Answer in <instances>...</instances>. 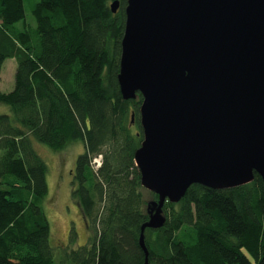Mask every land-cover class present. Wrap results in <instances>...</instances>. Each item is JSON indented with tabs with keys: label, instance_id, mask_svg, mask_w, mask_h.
I'll use <instances>...</instances> for the list:
<instances>
[{
	"label": "trees",
	"instance_id": "16d2710c",
	"mask_svg": "<svg viewBox=\"0 0 264 264\" xmlns=\"http://www.w3.org/2000/svg\"><path fill=\"white\" fill-rule=\"evenodd\" d=\"M114 1L0 0V81L5 61L17 62L14 89L0 86V105L11 110L0 113V264L55 263L43 204L48 166L35 140L55 151L85 147L72 197L93 236L68 249L64 262L264 264V182L256 173L237 188L192 185L178 203H165L162 228L145 230L148 255L140 245L148 203L158 196L142 186L135 163L143 97L121 95L128 0L116 13Z\"/></svg>",
	"mask_w": 264,
	"mask_h": 264
},
{
	"label": "water",
	"instance_id": "95a60500",
	"mask_svg": "<svg viewBox=\"0 0 264 264\" xmlns=\"http://www.w3.org/2000/svg\"><path fill=\"white\" fill-rule=\"evenodd\" d=\"M118 83L124 100L143 97L135 163L158 196L147 255L145 230L192 185L264 182V0H128Z\"/></svg>",
	"mask_w": 264,
	"mask_h": 264
},
{
	"label": "rangeland",
	"instance_id": "374dc122",
	"mask_svg": "<svg viewBox=\"0 0 264 264\" xmlns=\"http://www.w3.org/2000/svg\"><path fill=\"white\" fill-rule=\"evenodd\" d=\"M26 13L28 22L35 26L29 5H26ZM18 26L22 28V23ZM16 68L15 59H8L3 65L1 90L4 93L14 89ZM0 113L10 114L11 110L6 105H0ZM34 147L48 166L49 194L43 204L51 227L54 264H74L72 261H63L65 252L71 248L78 249L84 246L93 236L77 202L72 197V176L78 156L85 151L84 143L73 142L64 150L55 151L35 140ZM93 163L96 168L101 163V159L98 157Z\"/></svg>",
	"mask_w": 264,
	"mask_h": 264
},
{
	"label": "crops",
	"instance_id": "0c3cea01",
	"mask_svg": "<svg viewBox=\"0 0 264 264\" xmlns=\"http://www.w3.org/2000/svg\"><path fill=\"white\" fill-rule=\"evenodd\" d=\"M6 62V61H5ZM2 74V73H1ZM1 79H2V75H1ZM2 82L0 81V86H1Z\"/></svg>",
	"mask_w": 264,
	"mask_h": 264
},
{
	"label": "built area",
	"instance_id": "2783aa9c",
	"mask_svg": "<svg viewBox=\"0 0 264 264\" xmlns=\"http://www.w3.org/2000/svg\"><path fill=\"white\" fill-rule=\"evenodd\" d=\"M101 165V163L99 164V166ZM99 166H96L97 168L99 167Z\"/></svg>",
	"mask_w": 264,
	"mask_h": 264
},
{
	"label": "bare ground",
	"instance_id": "6f19581e",
	"mask_svg": "<svg viewBox=\"0 0 264 264\" xmlns=\"http://www.w3.org/2000/svg\"><path fill=\"white\" fill-rule=\"evenodd\" d=\"M99 157V156H98Z\"/></svg>",
	"mask_w": 264,
	"mask_h": 264
}]
</instances>
